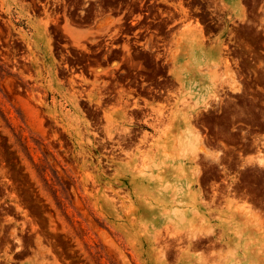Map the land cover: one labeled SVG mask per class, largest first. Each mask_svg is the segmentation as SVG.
Returning <instances> with one entry per match:
<instances>
[{"label": "rangeland", "instance_id": "374dc122", "mask_svg": "<svg viewBox=\"0 0 264 264\" xmlns=\"http://www.w3.org/2000/svg\"><path fill=\"white\" fill-rule=\"evenodd\" d=\"M148 1L0 0V264H264V0L180 2L172 93L140 117L64 65ZM210 144L242 157L217 173Z\"/></svg>", "mask_w": 264, "mask_h": 264}, {"label": "flooded vegetation", "instance_id": "af4514ba", "mask_svg": "<svg viewBox=\"0 0 264 264\" xmlns=\"http://www.w3.org/2000/svg\"><path fill=\"white\" fill-rule=\"evenodd\" d=\"M195 0H149L145 4V10L140 14L133 16H113L107 18L108 31L104 37L97 38L94 42L97 43L103 40V48L105 53L96 55L100 52V47H97L91 54L82 58L75 66L67 64V80L76 81V84H85L83 76L90 82L97 78L98 75H104L103 80L106 84L104 98L106 102L115 103L123 101L127 105V109L133 111L136 115L143 117L145 108L150 107L147 103L158 104L161 99H165L171 94L172 78L166 73L161 75V67L166 61L161 60L164 50L170 42V28L175 24L177 18L175 12H180L177 6L180 2L185 5L187 15H192L194 12L203 13L204 10L198 7H205V0H200V4H195ZM205 13V12H204ZM180 16L178 19H181ZM211 16L204 17L206 28L218 27V18L210 19ZM120 24V25H116ZM213 33L209 32L206 36ZM230 52H238L241 46L236 40L230 41ZM61 49H58L60 51ZM264 53V51H263ZM239 59H242L240 57ZM92 61H98V64H93ZM74 70H77L75 73ZM76 78V79H74ZM85 99V98H84ZM139 118V117H138ZM138 133V131H136ZM212 141H215L213 135H209ZM137 139L139 137L136 136ZM133 142V139H130ZM114 149L120 145H111ZM220 144H210V150H217L226 160L219 159L212 164L215 166L214 171L224 173V169L231 167L238 159L240 150L229 145L222 149ZM210 174V172H208ZM209 191L207 195L214 198L215 196H224L222 191H214V186L222 184V177L215 181L210 179L207 181ZM239 182L244 180L239 178ZM264 189V183L259 185L254 184ZM231 188V185H227ZM235 193V192H232ZM259 198L262 195L258 196ZM209 243H207L208 245Z\"/></svg>", "mask_w": 264, "mask_h": 264}, {"label": "bare ground", "instance_id": "6f19581e", "mask_svg": "<svg viewBox=\"0 0 264 264\" xmlns=\"http://www.w3.org/2000/svg\"><path fill=\"white\" fill-rule=\"evenodd\" d=\"M189 23V22H188ZM192 23V22H191ZM188 26V25H187ZM191 26V25H190ZM190 26H188L189 28H190ZM199 26H200V24H199ZM187 28V27H186ZM192 28V27H191ZM240 88V86L238 85V84H235L234 86H232V89L233 90H238ZM207 105H208V103H207ZM190 118H191V116L190 115H184V117H183V119H184V121L185 122H190L191 120H190ZM189 128L194 132V133H196V135H198V137L200 138V131H199V129H198V127H196V126H194V125H189ZM186 131V130H185ZM185 135V134H184ZM200 140H201V138H200ZM187 149L185 148V150H183V151H186ZM186 154V153H185ZM242 207V206H241Z\"/></svg>", "mask_w": 264, "mask_h": 264}]
</instances>
